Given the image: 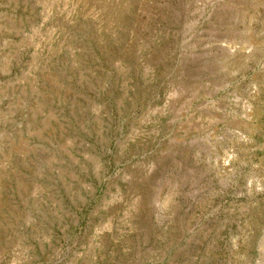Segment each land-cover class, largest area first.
<instances>
[{"label":"rangeland","instance_id":"374dc122","mask_svg":"<svg viewBox=\"0 0 264 264\" xmlns=\"http://www.w3.org/2000/svg\"><path fill=\"white\" fill-rule=\"evenodd\" d=\"M0 264H264V0H0Z\"/></svg>","mask_w":264,"mask_h":264}]
</instances>
